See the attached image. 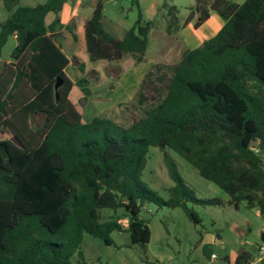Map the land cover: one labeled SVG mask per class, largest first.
<instances>
[{
  "label": "trees",
  "instance_id": "obj_1",
  "mask_svg": "<svg viewBox=\"0 0 264 264\" xmlns=\"http://www.w3.org/2000/svg\"><path fill=\"white\" fill-rule=\"evenodd\" d=\"M65 1L3 0L9 17L0 23V55L10 35L17 45L0 69V130L11 134L0 139V264H72L75 255L85 263V233L111 245L114 230L128 231L132 243L146 246L151 229L140 212L145 202L181 207L199 223L189 201H222L197 199L167 148L227 192L229 204L238 208L244 201L264 220V0H194L181 24L178 8L169 6L168 32L194 18L197 28L212 10L225 22L178 62L147 71L137 95L145 114L128 126L100 116L83 122L71 101L69 60L55 32ZM104 2L96 0L85 22L89 59L129 54L141 62L152 22L139 11L118 38L103 27ZM79 67L85 70L83 63ZM58 78L62 84L55 88ZM87 82L78 81L81 103L90 94ZM150 146L164 150L175 182L168 199L141 179ZM103 208L122 209L127 225L118 217L101 220ZM204 251L211 255L207 246ZM245 262L246 251L236 259Z\"/></svg>",
  "mask_w": 264,
  "mask_h": 264
},
{
  "label": "rangeland",
  "instance_id": "obj_2",
  "mask_svg": "<svg viewBox=\"0 0 264 264\" xmlns=\"http://www.w3.org/2000/svg\"><path fill=\"white\" fill-rule=\"evenodd\" d=\"M45 1L24 0L32 5ZM146 1L147 8L151 9L152 3L156 6L155 10L151 9L155 11V14L151 18L154 32L150 45L153 44V38L160 33L161 29L169 27L171 18L169 6L175 5L178 8L177 16L181 24L189 13V7L194 3V0ZM243 1L238 0V2ZM104 7L107 9V19H105L107 24H110L109 20L119 16L121 22L132 26L139 11L144 12L143 14L148 13L140 8V0H105ZM7 17L9 12L3 0H0V23ZM54 17V13L48 14V20ZM171 30L175 31L176 28L172 26ZM16 45L15 36L10 35L2 48L0 69L11 61L10 55ZM90 76L93 75L90 74ZM137 95L138 92L128 102L120 103V112L111 113L117 116L118 123L128 126L134 119L145 114L146 105L138 102ZM41 120L42 117H37L36 122L39 123ZM4 138H11V134L0 130V139ZM166 150L175 160L180 174L197 199L219 198L222 203L203 204L189 201L188 206L198 213L201 220L195 223L181 207L172 208L155 202H145L140 212L151 229V238L146 246L132 243L128 231L114 230L111 233L114 243L111 245L106 244L101 238L85 233L81 244L85 263H79L78 256L75 255L72 257V264H235L242 250L250 255L253 264H259L258 256L259 248L263 244L261 234L264 229V220L258 208H250L244 201L235 208L228 203L230 196L227 192L201 176L198 170L177 152L169 148ZM141 179L164 199L170 197L169 189L175 185V182L170 177L165 163L164 150L157 146L149 147ZM111 217H118L124 226L127 225V217L122 209L117 211L110 208L101 209V220ZM205 246L210 253L216 255L215 259H211L212 257L205 253ZM225 257H228L230 261H227Z\"/></svg>",
  "mask_w": 264,
  "mask_h": 264
},
{
  "label": "crops",
  "instance_id": "obj_3",
  "mask_svg": "<svg viewBox=\"0 0 264 264\" xmlns=\"http://www.w3.org/2000/svg\"><path fill=\"white\" fill-rule=\"evenodd\" d=\"M235 2H238V0ZM146 3V0H140V8L148 12L145 14L141 12L142 17L144 21L152 22L151 18L154 16L155 11L151 9L155 10L156 6L152 3V8L149 9ZM19 4L32 5L24 2V0H19ZM95 4L96 0H66L59 12L61 26L55 30V32L60 33L62 50L69 60L65 68L66 76L73 83L69 97L79 109L83 122H89L95 116H100L118 123L117 116L111 115V113L120 112V103L128 102L134 98L147 71L153 65L178 62L184 50L195 48L205 40L213 37L225 22L218 12L212 10L208 19L197 28L193 25L194 18L192 22L180 26L175 31L168 32L167 28L161 29L160 33L153 38V44L150 45L151 36L154 32L152 26L149 31L147 50L141 62H136L134 57L129 54L120 60L100 59L91 61L86 49L85 22L92 15ZM103 10L102 22L104 29L118 38L123 37L125 31L131 26L121 22L119 16H115L112 20H109L110 24H107L105 21L107 19V9L104 7ZM68 26H71L76 38H74L72 31L68 29ZM80 63H83L84 71L80 70ZM90 74L93 76L91 77ZM82 77H86L88 80L86 85L90 89V94L87 100L81 103L83 92L78 81ZM244 251L242 250V253ZM225 259L230 261L228 257H225ZM243 264H253L250 255H248V262Z\"/></svg>",
  "mask_w": 264,
  "mask_h": 264
},
{
  "label": "built area",
  "instance_id": "obj_4",
  "mask_svg": "<svg viewBox=\"0 0 264 264\" xmlns=\"http://www.w3.org/2000/svg\"><path fill=\"white\" fill-rule=\"evenodd\" d=\"M211 257L216 258V255L214 253H212ZM258 260H259V264H263V262H264V242L259 248Z\"/></svg>",
  "mask_w": 264,
  "mask_h": 264
},
{
  "label": "water",
  "instance_id": "obj_5",
  "mask_svg": "<svg viewBox=\"0 0 264 264\" xmlns=\"http://www.w3.org/2000/svg\"><path fill=\"white\" fill-rule=\"evenodd\" d=\"M61 84H62V80H61V78H58L57 82L55 84V88H58ZM261 239L264 242V229H263V232L261 234ZM240 253H242V251Z\"/></svg>",
  "mask_w": 264,
  "mask_h": 264
}]
</instances>
